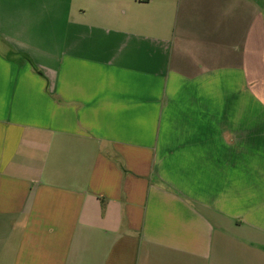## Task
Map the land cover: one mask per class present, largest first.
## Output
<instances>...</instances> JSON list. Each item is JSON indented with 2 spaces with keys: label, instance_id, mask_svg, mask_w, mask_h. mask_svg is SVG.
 Masks as SVG:
<instances>
[{
  "label": "crops",
  "instance_id": "1",
  "mask_svg": "<svg viewBox=\"0 0 264 264\" xmlns=\"http://www.w3.org/2000/svg\"><path fill=\"white\" fill-rule=\"evenodd\" d=\"M0 264H264V0H0Z\"/></svg>",
  "mask_w": 264,
  "mask_h": 264
}]
</instances>
